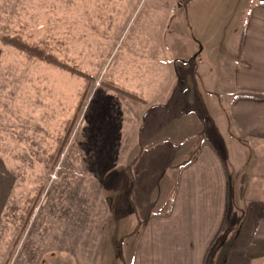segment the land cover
<instances>
[{"label": "rangeland", "instance_id": "rangeland-1", "mask_svg": "<svg viewBox=\"0 0 264 264\" xmlns=\"http://www.w3.org/2000/svg\"><path fill=\"white\" fill-rule=\"evenodd\" d=\"M263 1L0 0V264H130L144 220L133 188L154 179L149 206L167 210L177 166L203 144L222 155L234 191L207 264H238L250 246L248 264H264L245 234L264 203V143L230 118L244 27ZM196 57L192 75L184 62ZM174 66L191 72L177 109L201 132L180 152L138 136L156 102L172 100ZM153 85L164 94L151 98Z\"/></svg>", "mask_w": 264, "mask_h": 264}, {"label": "crops", "instance_id": "crops-1", "mask_svg": "<svg viewBox=\"0 0 264 264\" xmlns=\"http://www.w3.org/2000/svg\"><path fill=\"white\" fill-rule=\"evenodd\" d=\"M193 60V63L184 62L187 68H192V75L199 69V64H197L199 57ZM179 70L181 68L175 66L172 70L176 79L178 78L169 86L172 100L156 102L155 108L151 109L160 112L150 116L153 119L150 127H147L150 132L140 130L138 135L139 142L142 141L143 136L144 142L151 144L162 143L166 140L172 144L169 152L172 151L171 148L178 151L181 143L190 142L191 128L193 125L197 126L196 123L191 124L188 119L185 120L187 116L180 114L181 109H177L184 104L183 95L179 91L181 84L185 88L182 80L189 79L191 76V72L184 70L182 76ZM234 80L236 91H234L230 106L231 123L235 130L250 143H264V97L236 98L241 93L264 95V1L252 8L247 19ZM153 86L156 88L149 92L151 98L160 90V94H164L162 88L158 91L157 86ZM190 86L193 89V85ZM193 94H196L195 90L190 95ZM162 109H167L168 114H162ZM149 114L144 115L142 123L148 120ZM161 118L166 121L163 123ZM145 125L142 124L140 127L145 128ZM193 134L197 137L201 132ZM184 135L187 137L183 138ZM175 137H182V139L176 140ZM118 139L120 143L121 138ZM174 142H177L176 147ZM251 164L248 162L246 166H251ZM177 171L176 191L175 194L172 193L169 207L165 211L153 210L149 206L153 201L147 198L149 196L147 192L155 191L154 179L146 180L144 189L143 183L136 191L133 188V194L138 192L137 195L143 198L139 208L143 206L144 220L140 221L141 226L136 234L137 244L131 255L130 264H207L211 248L222 233L227 219L229 198L233 199L234 191L231 187L229 169L222 155L212 144H203L197 150L194 161L186 167L178 168ZM132 172L133 170L131 174ZM126 173L130 174V171L126 170ZM129 188L125 187V192L129 191ZM128 199L130 200V197ZM129 200L125 199L119 205L123 208L121 212L124 217L128 215L126 201L129 202ZM253 218L257 224L245 234L248 236V242L255 243L259 252L262 253L264 252V203L261 212ZM246 250L249 251L244 252L245 256L242 254L238 264H248L255 248L250 246L246 247ZM220 253H222L221 250L218 257Z\"/></svg>", "mask_w": 264, "mask_h": 264}, {"label": "trees", "instance_id": "trees-1", "mask_svg": "<svg viewBox=\"0 0 264 264\" xmlns=\"http://www.w3.org/2000/svg\"><path fill=\"white\" fill-rule=\"evenodd\" d=\"M19 41L20 40H15L14 42H12V44H14L16 47H21L22 50H24L26 53H28L30 55V59L37 57L39 60L47 61L50 64H54V66H57L61 69H62V67H63V69L68 68L67 66L59 63L56 59H54L52 57L45 56L44 54L39 53L38 51L36 52L34 50L29 49L28 47L24 48L20 43H18ZM4 42H6V39L4 40ZM69 70H71L72 72L75 71L74 69H71V68H69ZM239 97L262 98V97H264V95L263 94H257V93H241V94L236 96V98H239ZM196 155H197V152H194L192 154L191 159H189L188 161H185L184 163L178 165L177 168H182V167H186V166L190 165L194 161ZM128 169H130V171H131V169H133V165L129 166ZM232 193H233V191L231 189V195H232ZM138 232H139V227H137V229L134 231L133 235L137 234ZM226 238H227V234L224 235V238H223L224 240H222V243L226 240ZM120 254H121V251H120Z\"/></svg>", "mask_w": 264, "mask_h": 264}]
</instances>
